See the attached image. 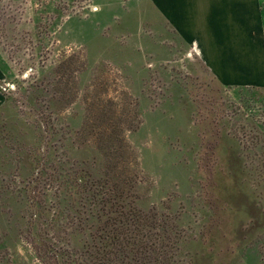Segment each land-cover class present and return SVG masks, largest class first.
Masks as SVG:
<instances>
[{"label":"rangeland","instance_id":"374dc122","mask_svg":"<svg viewBox=\"0 0 264 264\" xmlns=\"http://www.w3.org/2000/svg\"><path fill=\"white\" fill-rule=\"evenodd\" d=\"M161 38L150 0H0V264H264V88Z\"/></svg>","mask_w":264,"mask_h":264},{"label":"crops","instance_id":"0c3cea01","mask_svg":"<svg viewBox=\"0 0 264 264\" xmlns=\"http://www.w3.org/2000/svg\"><path fill=\"white\" fill-rule=\"evenodd\" d=\"M150 1L172 52L183 46L226 87L264 88V0Z\"/></svg>","mask_w":264,"mask_h":264},{"label":"trees","instance_id":"16d2710c","mask_svg":"<svg viewBox=\"0 0 264 264\" xmlns=\"http://www.w3.org/2000/svg\"><path fill=\"white\" fill-rule=\"evenodd\" d=\"M6 100L8 101V98ZM1 190H2V187L0 186V194H1ZM77 208H78L77 200L72 199V197H67V196L63 197L61 200H59V203L57 204L58 216H60V214L65 213V210L67 209L71 210V212H74V214H76ZM6 209H7V203L4 201V198L1 194L0 195V234L1 235H2V232L5 231V216L7 218V213L5 212ZM13 210L14 209H11L12 212ZM78 212L80 213L81 211L79 210ZM91 221H93L96 225H98L102 221V217L100 216V213L96 211V209L94 211L93 210L91 211ZM122 237H123L122 241H120L119 237L117 238V241L118 242L120 241V245L123 246L124 249H131V247L135 244L134 241L128 239L129 237L126 236V232H125V235ZM79 238H80L79 242H82L81 237ZM92 240L94 243V249H98V250L104 249V242L102 238L93 237ZM109 240H111L110 241L111 243L107 242L105 246L106 249L109 248L111 244H113V241L115 240V238L113 239L110 238ZM4 241L6 242V240ZM4 241L2 238L0 239V249L6 248ZM79 244L82 245L81 243ZM99 254H102V253H99ZM56 261H57L56 264H65L62 257L56 256Z\"/></svg>","mask_w":264,"mask_h":264}]
</instances>
